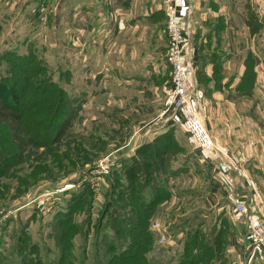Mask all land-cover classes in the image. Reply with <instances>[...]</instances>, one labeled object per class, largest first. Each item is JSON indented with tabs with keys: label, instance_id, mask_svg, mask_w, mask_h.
Instances as JSON below:
<instances>
[{
	"label": "rangeland",
	"instance_id": "rangeland-1",
	"mask_svg": "<svg viewBox=\"0 0 264 264\" xmlns=\"http://www.w3.org/2000/svg\"><path fill=\"white\" fill-rule=\"evenodd\" d=\"M14 1L0 0V81L18 89L13 112L21 117L10 116L1 98L0 248L5 262L248 261L251 247L231 231V202L238 197L232 191V201L225 199L227 191L207 172L173 109L162 138L128 145L140 128L134 125L138 119L155 114L122 108L124 91L133 100L138 89H93L90 79L86 89L83 78H75L74 46L67 44L73 42L74 28L69 37L68 30L54 29L59 10L55 14L53 7L59 0L36 9L20 26L22 9ZM250 1L241 0L243 11ZM48 6L54 11L49 18L42 14ZM149 142L152 146L140 152ZM238 221L237 226L245 225ZM254 258L262 261L257 254Z\"/></svg>",
	"mask_w": 264,
	"mask_h": 264
},
{
	"label": "crops",
	"instance_id": "crops-1",
	"mask_svg": "<svg viewBox=\"0 0 264 264\" xmlns=\"http://www.w3.org/2000/svg\"><path fill=\"white\" fill-rule=\"evenodd\" d=\"M50 1H14L16 9H22L19 26ZM251 1V7L243 11L241 0H59L55 12L48 6L42 14L49 18L59 10V24L54 29L68 30L67 37L70 26L74 28L73 42L67 44L74 46L75 78H83L86 89L88 79L93 89H138L133 100L124 91L122 108L155 112L134 124L140 128L129 145L151 140L169 127L171 116L167 117L165 103L172 76L168 19L176 6L187 43L194 54L196 49L202 89L198 108L230 163L229 173H222L215 153L201 149L186 131L197 144L207 172L227 191L225 199L231 202L233 191L248 206L247 213H240L231 202V231L252 249L242 264H264V251L249 238L253 222L264 214V0ZM238 13L246 17L240 19ZM250 15L253 21L259 18L257 23ZM67 19L69 24L63 27ZM249 57L256 59L249 73L251 89H242L249 78ZM152 101L156 103L148 105ZM237 220L245 225L237 226ZM255 254L261 262H256Z\"/></svg>",
	"mask_w": 264,
	"mask_h": 264
},
{
	"label": "built area",
	"instance_id": "built-area-1",
	"mask_svg": "<svg viewBox=\"0 0 264 264\" xmlns=\"http://www.w3.org/2000/svg\"><path fill=\"white\" fill-rule=\"evenodd\" d=\"M175 7L172 8L168 19L169 60L172 76L166 111L173 109V115H176L182 121L184 128L191 132L198 146L208 153L214 152L219 170L222 173H229L230 163L225 158L223 150L217 146L198 108L199 88L195 54L193 48L187 43V35L180 24ZM100 167L103 168L102 165ZM235 205L240 213L246 211L245 203L242 200H237ZM249 238L258 250L264 251V214L258 216L253 222Z\"/></svg>",
	"mask_w": 264,
	"mask_h": 264
},
{
	"label": "trees",
	"instance_id": "trees-1",
	"mask_svg": "<svg viewBox=\"0 0 264 264\" xmlns=\"http://www.w3.org/2000/svg\"><path fill=\"white\" fill-rule=\"evenodd\" d=\"M250 58V57H249ZM248 58V59H249ZM256 63V61L255 62H253L252 61V59L250 58L249 60H248V64H249V66H250V70L248 71V73H247V75H246V77H249L248 78V80L250 79L251 81H252V77H250V75H249V73L250 72H252V67H253V65ZM196 64H198V62L196 63ZM199 70V69H198ZM198 70H197V81H198V84H199V78H198ZM251 75H252V73H251ZM253 77H254V75H253ZM202 78V77H201ZM248 80H246V82L244 83V87L242 88V89H251V87H250V84H249V87H248ZM0 89L2 90V91H5V97L3 98L2 96H3V93L0 91V101H2V100H6L3 104H4V106H5V108L6 109H9V110H11L12 112L14 111V110H16L17 109V107L19 106V99H20V93H19V91H18V89H15V88H11L10 87V89H8L7 88V83L6 82H2V81H0ZM1 98H2V100H1ZM9 99H11L12 101H10ZM59 106V105H58ZM9 112L8 114L10 115V116H12L13 118H15V119H20L21 117L19 116V115H15V113L13 112ZM157 138L156 139H160V138H162L163 137V134L162 135H157L156 136ZM151 142V141H150ZM148 143V144H146V145H144L143 147H142V149L140 150V152L141 151H143V150H145V149H148L149 147H151L152 145V143ZM134 175H132L131 177H133ZM21 256H23V253L21 252ZM23 259V258H22ZM13 261V260H12ZM12 261H10V262H12ZM0 264H8V263H6L5 262V260H4V258H3V252L1 251V248H0ZM12 264H27V263H24L23 261L22 262H19V263H17V261H14V262H12Z\"/></svg>",
	"mask_w": 264,
	"mask_h": 264
}]
</instances>
